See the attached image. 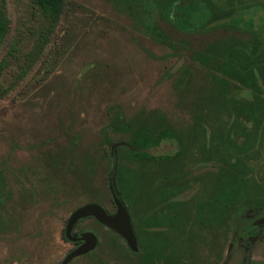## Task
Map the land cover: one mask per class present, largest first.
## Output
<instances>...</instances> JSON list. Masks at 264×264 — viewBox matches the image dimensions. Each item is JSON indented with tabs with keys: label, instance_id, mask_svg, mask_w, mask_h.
Here are the masks:
<instances>
[{
	"label": "rangeland",
	"instance_id": "374dc122",
	"mask_svg": "<svg viewBox=\"0 0 264 264\" xmlns=\"http://www.w3.org/2000/svg\"><path fill=\"white\" fill-rule=\"evenodd\" d=\"M204 1L205 24L189 32L173 0H65L30 66L48 23L32 0H0L11 22L0 61L17 56L1 78L0 264H61L78 245L63 238L76 208L116 211L114 171L143 252L87 218L74 233H95L97 247L69 264H264V225L241 237L264 215V0ZM146 131L159 144L135 157ZM222 181L244 182V208L198 225L197 204ZM156 210L172 213L170 230H151Z\"/></svg>",
	"mask_w": 264,
	"mask_h": 264
},
{
	"label": "trees",
	"instance_id": "16d2710c",
	"mask_svg": "<svg viewBox=\"0 0 264 264\" xmlns=\"http://www.w3.org/2000/svg\"><path fill=\"white\" fill-rule=\"evenodd\" d=\"M37 9L39 10L42 17L47 21L48 26L45 33L39 34V39L36 44V48L33 52L27 54L25 64H30V66L35 62L36 58L39 56L40 52L45 48V45L48 42L50 33L53 28L57 25L60 18L64 12L65 0H32ZM2 3V2H0ZM208 8L204 0H173V9L171 13V18L179 28L185 31L196 32L200 30L207 19ZM11 26L10 19L5 11L4 6L0 4V44L6 39V36L9 33ZM17 59L16 48L11 47L5 56L0 61V100L3 99L9 88H6L1 83V78L7 72L11 66V60ZM28 68H23L19 76L22 77L27 71ZM203 130L204 127L201 126ZM106 129L104 130V140L108 141L107 136L105 135ZM163 138L171 139L174 142H180L179 136L172 131H164L162 134ZM160 139L154 140L151 137L148 131L144 132L141 135L134 137V140L130 143L128 148L129 152L135 157H149L151 156L152 150H154ZM217 160L213 156L207 158L208 161ZM113 167H115V162ZM118 174L113 172V183L118 194L119 187L117 186ZM246 185L243 181H237L234 184L229 183L228 181H222L218 187L215 189L213 195L202 199L196 206V218L198 225L210 226L213 225L216 220H224L226 216H236V214L244 207L241 205L244 203L246 198ZM119 195V194H118ZM178 194L172 193V197L168 202L175 203L178 201ZM119 197L127 206L130 211L131 200L126 198L123 193H120ZM241 208V209H240ZM131 214V212H130ZM172 213L166 215L162 210H156L154 214V223L155 228L154 232H164L172 228ZM132 216V214H131ZM133 218V217H132ZM133 220V219H132ZM221 222V221H220ZM135 229V227H134ZM257 227L252 226L247 229L243 234L244 237L249 236ZM136 232V230H135ZM116 234V233H115ZM137 234V233H136ZM117 235V234H116ZM119 236V235H117ZM63 238L67 241L66 237ZM122 238V237H121ZM131 251V250H130ZM132 252V251H131ZM139 254L143 252V248L139 245ZM134 253V252H133ZM138 254V253H136Z\"/></svg>",
	"mask_w": 264,
	"mask_h": 264
},
{
	"label": "water",
	"instance_id": "95a60500",
	"mask_svg": "<svg viewBox=\"0 0 264 264\" xmlns=\"http://www.w3.org/2000/svg\"><path fill=\"white\" fill-rule=\"evenodd\" d=\"M116 146H114L115 148ZM110 189L113 203L116 207L114 213L109 212L102 204L90 202L76 208L69 216L64 236L72 243H79L63 259L61 264H69L75 258L92 252L98 244V237L93 232L74 233L76 225L83 219L93 218L104 227L110 229L122 237L129 249L137 253L139 251V241L136 235L132 216L125 203L116 192L113 183V173L110 174ZM252 226H263L264 215L257 217L251 222Z\"/></svg>",
	"mask_w": 264,
	"mask_h": 264
},
{
	"label": "flooded vegetation",
	"instance_id": "af4514ba",
	"mask_svg": "<svg viewBox=\"0 0 264 264\" xmlns=\"http://www.w3.org/2000/svg\"><path fill=\"white\" fill-rule=\"evenodd\" d=\"M251 227H252V225H248V227H246L245 231H243V233H242V236H241L242 238L244 237L243 234L246 232V230L249 229V228H251ZM254 227H258V226H254ZM76 244H79V243H76ZM137 253L139 254V252H137Z\"/></svg>",
	"mask_w": 264,
	"mask_h": 264
}]
</instances>
